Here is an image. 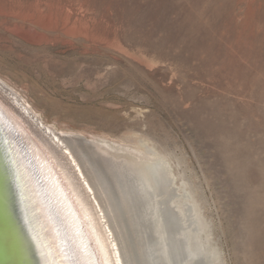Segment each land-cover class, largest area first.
Segmentation results:
<instances>
[{
	"label": "rangeland",
	"instance_id": "obj_1",
	"mask_svg": "<svg viewBox=\"0 0 264 264\" xmlns=\"http://www.w3.org/2000/svg\"><path fill=\"white\" fill-rule=\"evenodd\" d=\"M0 78L51 126L154 149L217 263L264 264V0H0Z\"/></svg>",
	"mask_w": 264,
	"mask_h": 264
},
{
	"label": "bare ground",
	"instance_id": "obj_2",
	"mask_svg": "<svg viewBox=\"0 0 264 264\" xmlns=\"http://www.w3.org/2000/svg\"><path fill=\"white\" fill-rule=\"evenodd\" d=\"M8 87L0 78V110L30 145L24 150L53 220L68 235L73 264H219L187 192L175 200V175L160 154L140 142L130 146L138 155L96 146L82 133L49 125ZM17 162L0 153V264H67Z\"/></svg>",
	"mask_w": 264,
	"mask_h": 264
},
{
	"label": "water",
	"instance_id": "obj_3",
	"mask_svg": "<svg viewBox=\"0 0 264 264\" xmlns=\"http://www.w3.org/2000/svg\"><path fill=\"white\" fill-rule=\"evenodd\" d=\"M25 146L30 145L26 143L23 135L13 127V124L10 122L8 116L0 110V153H2L3 156H9L10 153L11 157L15 156V158L18 160V162L15 164L16 167H24L25 173L23 177L26 179L23 188L33 189L34 194L37 195L36 198L40 200L38 201L41 203V212H44L43 217L45 220H48V222H50L48 223L50 227L48 232H53L54 237L57 241L56 248L64 257V259H61V261L63 260L67 262V264H73L71 254L68 251L70 247L68 235L67 233H65L63 228L59 227L58 223L56 222L57 217L53 216V210L50 206L52 202L49 201L48 198H46L47 195H45V193L41 189V181L38 177V172L32 165V161L29 159V157H27V154L24 150ZM11 182L13 186L15 185L16 180L11 178ZM15 187L21 189L20 183L16 184ZM53 219H56V221ZM43 233L46 235L45 231Z\"/></svg>",
	"mask_w": 264,
	"mask_h": 264
},
{
	"label": "snow or ice",
	"instance_id": "obj_4",
	"mask_svg": "<svg viewBox=\"0 0 264 264\" xmlns=\"http://www.w3.org/2000/svg\"><path fill=\"white\" fill-rule=\"evenodd\" d=\"M49 251H51V249H49ZM42 264H59V261H56V262L47 261L46 262L42 260ZM76 264H79V261H77Z\"/></svg>",
	"mask_w": 264,
	"mask_h": 264
}]
</instances>
